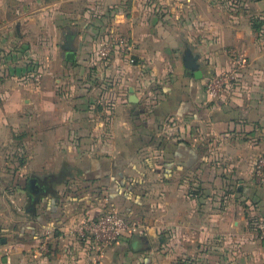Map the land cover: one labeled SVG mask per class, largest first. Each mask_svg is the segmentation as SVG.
<instances>
[{"label":"crops","instance_id":"obj_1","mask_svg":"<svg viewBox=\"0 0 264 264\" xmlns=\"http://www.w3.org/2000/svg\"><path fill=\"white\" fill-rule=\"evenodd\" d=\"M66 1L0 0V218L14 235L0 264H91L63 232L104 210L142 232L121 237L103 264H264L254 223L264 214V48L254 25L240 24L264 0H89L88 15L67 13ZM86 20L96 27L72 26ZM40 31L75 33L59 72L50 38L35 53ZM108 31L134 44L135 62L97 59ZM228 43L249 66L223 102L204 79L226 66Z\"/></svg>","mask_w":264,"mask_h":264},{"label":"built area","instance_id":"obj_2","mask_svg":"<svg viewBox=\"0 0 264 264\" xmlns=\"http://www.w3.org/2000/svg\"><path fill=\"white\" fill-rule=\"evenodd\" d=\"M134 44L124 35L108 31L100 36L95 56L99 61H108L114 54H119L133 63ZM247 65L246 55L239 48L226 49V66L208 74L204 79V87L213 100L227 102L237 94L243 85V73ZM264 158H259L257 171L262 172ZM264 234V225L260 226ZM142 226L119 214L116 210L103 211L79 220L74 226L64 230L71 238L77 240L84 254L89 255L91 264H103L107 249L115 245L121 237L133 233H141ZM50 235V234H46ZM49 240L45 237L39 249L47 251Z\"/></svg>","mask_w":264,"mask_h":264},{"label":"rangeland","instance_id":"obj_3","mask_svg":"<svg viewBox=\"0 0 264 264\" xmlns=\"http://www.w3.org/2000/svg\"><path fill=\"white\" fill-rule=\"evenodd\" d=\"M68 1L63 2L64 3L63 4V8L66 9V12L67 13H70V12H73V11L80 12L82 15H83V13H86L87 15L90 13V12L87 11V9H89L88 4H90L89 0H78L77 2H75V0H68ZM262 13H264V12L263 11L262 12H259V11L256 10L250 16H245L244 18H241L240 20H242V21L240 22V24L241 23H245V22H250V23H252L254 25L255 21H258V19L264 20V16H263V18L261 17L262 15H264ZM84 18L88 19V16H86ZM86 23H87V25H84V26H82V24H73L72 26L74 27L75 25H77L76 28H80L82 30L85 29V28L96 27L95 25H93L91 23L90 20H86ZM44 36L46 38H50V41H51V44H50L51 48L49 47V52H48L49 53V60L50 61H56V64L55 65H57V66H53L52 68H55V70L57 72H59L58 71L59 70L58 69V63H60V61L61 62L62 61H65L64 60V51L61 48V43L64 41L63 39H65V36H64L63 33H60L59 31L57 32V34L54 33V31H52L51 34L50 33H47L45 35L40 31L37 35H34V40L36 42H38V43H35V47L38 48L37 51L35 50V53H38V55L41 56V57L43 56V54H42V49H40V46L42 47V42H43L42 40H43V37ZM255 37H257L258 40L260 39V41L257 42V45L259 47H261V48H264V24L262 25V29L255 30ZM237 46H238V44L228 43V44H226L225 47L227 49H230V48H239L240 50H242V48L240 46H238V47ZM244 54H245V52H244ZM246 59H247V65H246L245 69H248V66H249V57L246 56ZM245 69H244V77H245V73H246ZM212 72L213 71H211L210 73H212ZM260 72L264 75V71H262L260 69ZM240 136L241 137H245V134H241ZM263 147H264V141H263V144H262V148ZM255 157H256V161H257V156L255 155ZM254 167H256V166L254 165ZM254 184H257L258 185V183H253V185ZM261 186H263V189H264V184H261ZM245 187H248V186H245ZM11 198L14 201L15 204L18 203L16 197H11ZM261 199L264 202V197H262ZM261 210H263L261 213H264V204H262ZM104 211H107V210H104ZM262 217H263V219H261ZM262 217H259L258 216L259 223L254 222L255 224L259 225V234L258 235H262L263 234L262 233V229H260V226L261 225H264V214L262 215ZM232 247H231V249L234 248V247L233 248ZM262 247H264V246H262ZM208 259H216V258H210V257H208ZM231 259L234 260L233 257ZM184 261H182V262H184ZM188 261H189L188 264H212V263L208 262V260L205 259V258H204V260L201 263H199L200 261H198L196 259H194V260L188 259ZM213 264H215V263H213ZM227 264H234V263H231L230 260H229L227 262Z\"/></svg>","mask_w":264,"mask_h":264},{"label":"trees","instance_id":"obj_4","mask_svg":"<svg viewBox=\"0 0 264 264\" xmlns=\"http://www.w3.org/2000/svg\"><path fill=\"white\" fill-rule=\"evenodd\" d=\"M264 24V20L258 19V21H255L254 23V28L255 30H260L262 29V25ZM135 60V59H134ZM135 62V61H134ZM107 127V125H106ZM13 137L15 138V134H13ZM201 146L200 149L201 151L206 150V144L205 143H200ZM11 161H15V166H19L22 162H23V156L21 153H16V155H14V157H12V159H10ZM17 166V167H18ZM205 167V164L202 163L199 166H196V169H199V173H201V170ZM16 170V169H15ZM199 173L196 172V174L194 175V180L196 182H202L204 179L202 178V175L199 176ZM119 214H121L122 216H124L125 218L129 219L127 216H125L122 212L117 211ZM256 223H259L256 222ZM8 223H6L3 219L0 218V245L3 243L2 239H9L11 237H14L13 232H11L10 226H7ZM72 226H68L66 229L70 228ZM65 229V230H66ZM255 229L259 230V225L255 224ZM57 232H61L59 229H57ZM33 243L36 242L39 239V234H38V229H36L35 231H33Z\"/></svg>","mask_w":264,"mask_h":264},{"label":"water","instance_id":"obj_5","mask_svg":"<svg viewBox=\"0 0 264 264\" xmlns=\"http://www.w3.org/2000/svg\"><path fill=\"white\" fill-rule=\"evenodd\" d=\"M74 32H69L65 35V39L61 45V47L66 51L65 52V57L66 59H73L74 58V51L71 49V43L73 40ZM195 76H199L201 74V71L199 69H195L193 71ZM131 101H136V97L131 98ZM4 241V238L2 239Z\"/></svg>","mask_w":264,"mask_h":264}]
</instances>
